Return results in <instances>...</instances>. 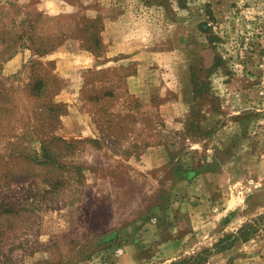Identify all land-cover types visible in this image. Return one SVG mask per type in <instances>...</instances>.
Here are the masks:
<instances>
[{
	"label": "rangeland",
	"instance_id": "374dc122",
	"mask_svg": "<svg viewBox=\"0 0 264 264\" xmlns=\"http://www.w3.org/2000/svg\"><path fill=\"white\" fill-rule=\"evenodd\" d=\"M198 253L264 264V0H0V264Z\"/></svg>",
	"mask_w": 264,
	"mask_h": 264
},
{
	"label": "trees",
	"instance_id": "16d2710c",
	"mask_svg": "<svg viewBox=\"0 0 264 264\" xmlns=\"http://www.w3.org/2000/svg\"><path fill=\"white\" fill-rule=\"evenodd\" d=\"M41 150L44 152V159L47 158V152H49V148L46 145V143H42L40 146ZM241 235L242 239H247L248 238V233H243ZM205 258L202 256V253H198L196 255H192L190 257L184 258L180 261L173 262L172 264H204Z\"/></svg>",
	"mask_w": 264,
	"mask_h": 264
}]
</instances>
